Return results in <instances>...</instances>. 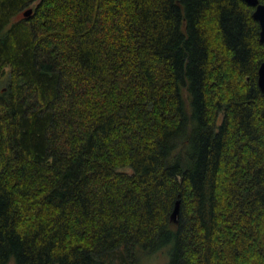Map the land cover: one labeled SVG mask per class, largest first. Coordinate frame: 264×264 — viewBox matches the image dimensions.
<instances>
[{
	"label": "trees",
	"instance_id": "trees-1",
	"mask_svg": "<svg viewBox=\"0 0 264 264\" xmlns=\"http://www.w3.org/2000/svg\"><path fill=\"white\" fill-rule=\"evenodd\" d=\"M254 10L0 0V264H264Z\"/></svg>",
	"mask_w": 264,
	"mask_h": 264
},
{
	"label": "water",
	"instance_id": "water-1",
	"mask_svg": "<svg viewBox=\"0 0 264 264\" xmlns=\"http://www.w3.org/2000/svg\"><path fill=\"white\" fill-rule=\"evenodd\" d=\"M246 2L248 5L251 7L255 8L254 10V18L258 23L260 24L261 27V33H260V40L261 43L264 44V4H262L259 0H242ZM33 13V9H28L23 13L24 17H29ZM259 87L264 95V63H262L260 70H259ZM179 206L180 202L176 203L175 210L172 215V221L174 223H177V216L179 214Z\"/></svg>",
	"mask_w": 264,
	"mask_h": 264
},
{
	"label": "rangeland",
	"instance_id": "rangeland-1",
	"mask_svg": "<svg viewBox=\"0 0 264 264\" xmlns=\"http://www.w3.org/2000/svg\"><path fill=\"white\" fill-rule=\"evenodd\" d=\"M2 85H4V84H2ZM2 87L5 88L6 86L4 85ZM166 255L167 254H166L165 251L164 252L161 251L160 254L158 255L159 256V259H156V258L153 259L152 257L145 258V262H143L144 257L140 256L139 259H138L139 260L138 261V264H165V262H163V261H166V259H167L166 258ZM114 264H120V261H115Z\"/></svg>",
	"mask_w": 264,
	"mask_h": 264
},
{
	"label": "flooded vegetation",
	"instance_id": "flooded-vegetation-1",
	"mask_svg": "<svg viewBox=\"0 0 264 264\" xmlns=\"http://www.w3.org/2000/svg\"><path fill=\"white\" fill-rule=\"evenodd\" d=\"M255 9V8H254ZM264 63V62H263ZM262 65V64H261ZM261 67V66H260ZM259 70H260V68H259ZM258 75H259V72H258ZM258 85H259V80H258ZM260 88V87H259ZM261 90V89H260ZM262 92V91H261ZM263 94V93H262Z\"/></svg>",
	"mask_w": 264,
	"mask_h": 264
}]
</instances>
